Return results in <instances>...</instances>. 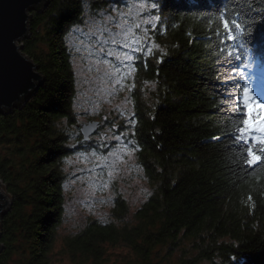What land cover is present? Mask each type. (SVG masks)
I'll return each instance as SVG.
<instances>
[{"label":"trees","instance_id":"trees-1","mask_svg":"<svg viewBox=\"0 0 264 264\" xmlns=\"http://www.w3.org/2000/svg\"><path fill=\"white\" fill-rule=\"evenodd\" d=\"M248 2L255 35L264 0ZM225 4L237 7L235 0H157L166 51L135 66L138 76L157 85L158 103L149 111L136 96L133 105L136 154L154 190L132 222L117 196L111 209L117 222L92 219L66 236L62 247L73 264H105L108 245L131 250L133 261L123 264H153L152 255L167 259L184 238L192 249L176 264H212L219 257L225 264H264V163L244 169L232 142H219L227 102L213 30L219 25L222 31L217 9ZM82 14L81 0H46L29 12L28 34L18 43L43 82L0 114V145L7 147L0 181L11 199L0 217V264L12 255L15 264H50L64 213L58 163L68 149L61 122L74 121L75 79L64 37Z\"/></svg>","mask_w":264,"mask_h":264},{"label":"rangeland","instance_id":"rangeland-1","mask_svg":"<svg viewBox=\"0 0 264 264\" xmlns=\"http://www.w3.org/2000/svg\"><path fill=\"white\" fill-rule=\"evenodd\" d=\"M81 1L82 19L72 25L64 37L71 53L75 79L72 104L74 121L61 122V127L67 135L65 145L68 149L59 158L58 163L62 174L64 213L49 255L50 264H73L63 250V240L66 236L76 233L89 220L117 222L111 215L115 197L120 196L126 201L128 205L126 221L132 222L135 210L154 190L137 158L136 144L131 133L134 132L137 123L133 107L135 97H140L150 111L158 103L157 85L154 81L138 76L135 66L137 59L134 65L129 62L126 69L121 66L125 77L105 75L107 67L103 64L97 65L96 61L100 57L93 46L104 28L113 33L119 31L114 23L108 22V17H117V22H121L119 15L123 13L125 16L131 15L129 25L133 28L136 23L140 24L135 35L140 36L144 43L152 48L151 54L137 52L133 55L144 59H160L166 51V46L162 38L163 24L157 14V0ZM141 3L145 5L144 9L139 8ZM153 3L156 4L154 11L151 9ZM129 7L132 8L131 13ZM141 11L144 13L142 17L137 15ZM144 20H151V24H144L142 22ZM108 47L117 48L116 45ZM120 51L123 52L125 49ZM103 58L119 65L112 57ZM97 67L100 71H97ZM130 119L135 120L134 126L129 125ZM91 120L100 121L98 131L88 142H79L75 146L80 140L76 124ZM117 135L121 137L119 140L115 139ZM6 148V144L0 145L1 156L7 153ZM110 171L113 172L112 177L108 176ZM3 191L6 194L5 199L11 202L3 182L0 181V193L4 196ZM5 199L3 197L1 203H4ZM10 204L6 205V210ZM190 241L191 239L184 238L179 247L171 248V255L167 259L160 255L159 257L152 255L153 264H176L181 255L192 249ZM163 255H166L165 250ZM126 258H130L128 262L133 261V254L128 247L106 246L105 264H123ZM15 260L17 256L12 255L7 264H15ZM212 264L225 263L219 257L215 258Z\"/></svg>","mask_w":264,"mask_h":264},{"label":"snow or ice","instance_id":"snow-or-ice-1","mask_svg":"<svg viewBox=\"0 0 264 264\" xmlns=\"http://www.w3.org/2000/svg\"><path fill=\"white\" fill-rule=\"evenodd\" d=\"M237 7L235 9L230 8L227 4L223 5V8L217 9V14L222 22V31L219 30V25L215 31L217 37V55L216 60L219 64V68L224 71L220 73L218 77V83L224 85V94L222 99L227 103L221 106L222 115L227 117L222 125V136L219 142L223 140L231 141V148H234L236 152L242 155L243 168L251 170L253 166L259 167L261 163H264V152H261V146H264V102L256 100L250 93V89L247 83H241V81L249 79V73L245 69L252 67V62H245L243 66L235 65L232 63L233 59L236 61L241 60V56L236 54L235 48L239 47L244 49V54H248L245 43L239 44L229 42L236 41L239 37H246L247 41L254 43L258 46L257 51L260 53L261 58L264 59V19L257 25L259 32L253 34L249 29L250 25L248 20L252 19L250 13L253 12V7L248 0L245 3H240V0H235ZM140 9H144L143 3L139 4ZM156 4L151 5V9L154 11ZM132 8L129 7V13ZM258 15L264 16V10ZM138 16H143L144 13L138 12ZM132 19L131 15L125 16L120 13L119 20L114 16L108 17L109 23H114L115 28L119 29L115 33L111 32L108 28H104L100 32V37L97 39V43L93 46L99 57L96 61L97 65L103 64L107 67L105 75L112 77H125L122 73V67L127 68L129 62L134 61L139 57L134 56L133 53L151 54L152 48L144 43L143 39L135 35L136 30L140 28V24L136 23L135 27L129 25V21ZM146 25L151 24V20L142 21ZM162 22V21H161ZM234 33L236 35H234ZM108 45H116L117 48L113 49ZM120 49H125L121 52ZM92 54V53H90ZM103 57H112L115 61L119 62V65L113 64L111 60L104 59ZM97 71L100 68L97 67ZM235 73V76L232 75ZM239 77V80L236 77ZM120 80H117V84ZM238 87L242 89V92L238 90ZM239 121V123H236ZM135 120L130 119L129 125L134 126ZM129 125H126L129 126ZM231 125L232 130H227ZM260 133L261 135H257ZM135 135V133H131ZM121 137L117 135L115 139L119 140ZM239 167V165H237ZM109 177L113 176V172L108 173ZM107 187V185H104ZM236 264H240L237 259Z\"/></svg>","mask_w":264,"mask_h":264},{"label":"water","instance_id":"water-1","mask_svg":"<svg viewBox=\"0 0 264 264\" xmlns=\"http://www.w3.org/2000/svg\"><path fill=\"white\" fill-rule=\"evenodd\" d=\"M46 0H0V114L11 112L24 103L43 82L33 62L20 53V41L28 34L29 12ZM101 123L91 120L77 124L79 142H88ZM0 216L6 211L7 199L1 203Z\"/></svg>","mask_w":264,"mask_h":264},{"label":"bare ground","instance_id":"bare-ground-1","mask_svg":"<svg viewBox=\"0 0 264 264\" xmlns=\"http://www.w3.org/2000/svg\"><path fill=\"white\" fill-rule=\"evenodd\" d=\"M3 193H4V191H3ZM6 198V194L4 193V199ZM6 200V199H5Z\"/></svg>","mask_w":264,"mask_h":264}]
</instances>
